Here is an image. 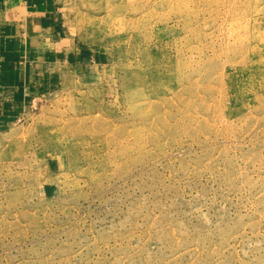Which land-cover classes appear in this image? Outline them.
<instances>
[{
	"label": "rangeland",
	"instance_id": "1",
	"mask_svg": "<svg viewBox=\"0 0 264 264\" xmlns=\"http://www.w3.org/2000/svg\"><path fill=\"white\" fill-rule=\"evenodd\" d=\"M60 14L83 58L0 127V264H264V0Z\"/></svg>",
	"mask_w": 264,
	"mask_h": 264
},
{
	"label": "crops",
	"instance_id": "2",
	"mask_svg": "<svg viewBox=\"0 0 264 264\" xmlns=\"http://www.w3.org/2000/svg\"><path fill=\"white\" fill-rule=\"evenodd\" d=\"M60 2L0 0V127L59 84L60 67L73 68L83 58L68 54Z\"/></svg>",
	"mask_w": 264,
	"mask_h": 264
}]
</instances>
